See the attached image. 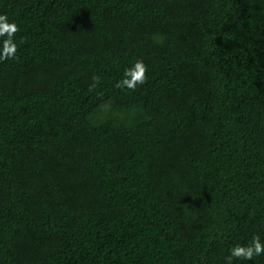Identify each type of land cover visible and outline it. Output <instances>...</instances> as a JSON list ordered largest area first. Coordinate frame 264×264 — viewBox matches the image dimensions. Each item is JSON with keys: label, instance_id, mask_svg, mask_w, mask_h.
Segmentation results:
<instances>
[{"label": "trees", "instance_id": "1", "mask_svg": "<svg viewBox=\"0 0 264 264\" xmlns=\"http://www.w3.org/2000/svg\"><path fill=\"white\" fill-rule=\"evenodd\" d=\"M0 14L19 27L0 62V264H226L264 242V0ZM137 60L147 82L116 88Z\"/></svg>", "mask_w": 264, "mask_h": 264}, {"label": "clouds", "instance_id": "2", "mask_svg": "<svg viewBox=\"0 0 264 264\" xmlns=\"http://www.w3.org/2000/svg\"><path fill=\"white\" fill-rule=\"evenodd\" d=\"M19 31V27L14 22H9L6 15L0 14V62L15 59L17 52V44L15 42V34ZM158 43H163L161 37ZM148 68L143 60H137L135 63L124 70L123 78L118 80L115 87L121 90L135 91L139 85L147 82ZM93 84L89 86V91L94 89L99 83V77H92ZM264 255V242L261 241L259 235H254L250 243L246 245L237 244L229 250L226 258V264H233V260L251 261L254 257Z\"/></svg>", "mask_w": 264, "mask_h": 264}]
</instances>
